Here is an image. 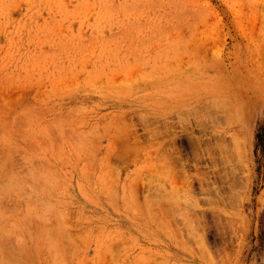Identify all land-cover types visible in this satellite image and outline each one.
Returning <instances> with one entry per match:
<instances>
[{
  "label": "rangeland",
  "instance_id": "374dc122",
  "mask_svg": "<svg viewBox=\"0 0 264 264\" xmlns=\"http://www.w3.org/2000/svg\"><path fill=\"white\" fill-rule=\"evenodd\" d=\"M263 143L264 0H0V264H264Z\"/></svg>",
  "mask_w": 264,
  "mask_h": 264
},
{
  "label": "bare ground",
  "instance_id": "6f19581e",
  "mask_svg": "<svg viewBox=\"0 0 264 264\" xmlns=\"http://www.w3.org/2000/svg\"><path fill=\"white\" fill-rule=\"evenodd\" d=\"M217 102V101H216ZM219 102V101H218ZM184 114V113H183ZM190 116V115H189ZM196 117V116H195ZM209 119V118H208ZM218 121V120H217ZM214 122V121H213ZM18 123H20V122H18ZM17 123V124H18ZM21 124V123H20ZM23 125V124H22ZM224 125H225V123H224ZM14 127V126H13ZM24 127V126H23ZM26 127V126H25ZM21 128V127H20ZM19 128V129H20ZM54 128V127H53ZM21 131V130H20ZM23 131H24V129H23ZM15 132V131H14ZM19 132V131H18ZM41 136V135H40ZM28 137V136H27ZM39 139V138H38ZM237 140V139H236ZM13 141H11V143H12ZM33 142V141H32ZM231 142V141H230ZM198 143V142H197ZM229 143V142H228ZM13 144H15V143H13ZM17 144V143H16ZM18 144H20L19 142H18ZM33 144V143H32ZM15 146V145H14ZM14 148V147H13ZM16 148H18V147H16ZM19 149V148H18ZM22 149V148H21ZM24 149V148H23ZM9 150V149H8ZM11 150V149H10ZM220 152V151H219ZM17 155H19V154H17ZM36 162V161H35ZM166 162V161H165ZM172 162V161H171ZM42 164V163H41ZM41 166V165H40ZM179 166V165H178ZM42 169H43V165H42V167H41ZM40 168V169H41ZM164 168V167H163ZM174 168V167H173ZM32 169V168H31ZM45 169V168H44ZM29 170V169H28ZM159 170V169H158ZM4 172V171H3ZM41 172V171H40ZM43 172V171H42ZM47 172V171H46ZM26 173V172H25ZM27 173H29V172H27ZM157 174V173H156ZM35 178V177H34ZM226 178V177H225ZM28 179V178H27ZM32 179V178H31ZM35 181V180H34ZM155 181V180H154ZM160 182V181H159ZM228 184V183H227ZM29 185V184H28ZM153 185V184H152ZM157 185H159V184H157ZM232 186V185H231ZM239 191V190H238ZM44 193V192H43ZM156 195V194H155ZM161 196V195H160ZM181 198V197H180ZM35 200H36V198H34ZM19 201V200H18ZM37 203V202H36ZM31 204V203H30ZM35 204V203H34ZM155 204V203H154ZM228 204V203H227ZM27 205V204H26ZM38 205H40V204H38ZM42 205H44L43 203H42ZM48 205V204H47ZM182 206V205H181ZM152 207V206H151ZM29 208V207H28ZM42 210V209H41ZM157 211V210H156ZM51 214V213H50ZM37 215V214H36ZM40 215V214H39ZM38 215V216H39ZM183 215V214H182ZM41 216H43V215H41ZM57 216H59V215H57ZM186 216V215H185ZM47 218H48V216H47ZM156 218V217H155ZM154 218V219H155ZM40 219V218H39ZM54 219V218H53ZM171 219V218H170ZM177 219V218H176ZM190 220H191V218H190ZM42 221V220H41ZM47 221V220H46ZM55 221V220H54ZM165 222H167V221H165ZM47 223V222H46ZM51 223V222H50ZM38 224V223H37ZM46 225V224H45ZM44 225V226H45ZM179 225V224H178ZM180 225H181V223H180ZM9 226V225H8ZM11 226V225H10ZM55 226V225H54ZM186 226V225H185ZM189 226V225H188ZM195 226V225H194ZM157 227H158V225H157ZM161 227V226H160ZM10 228V227H9ZM49 228V227H48ZM53 228V227H52ZM187 227H185V229H186ZM199 230V229H198ZM52 231V230H51ZM53 232H54V230H53ZM45 233V232H44ZM48 233V232H47ZM178 233V232H177ZM47 235V234H46ZM51 235V234H50ZM63 235V234H62ZM51 236H53V235H51ZM59 237H61L60 235H59ZM8 238H9V236H8ZM60 239V238H59ZM47 242V241H46ZM49 243V245H50V242H48ZM58 244V243H57ZM50 250V249H49ZM7 263V262H6Z\"/></svg>",
  "mask_w": 264,
  "mask_h": 264
},
{
  "label": "trees",
  "instance_id": "16d2710c",
  "mask_svg": "<svg viewBox=\"0 0 264 264\" xmlns=\"http://www.w3.org/2000/svg\"><path fill=\"white\" fill-rule=\"evenodd\" d=\"M259 140H260V137H259ZM263 141V139H261V142ZM264 144V143H263Z\"/></svg>",
  "mask_w": 264,
  "mask_h": 264
}]
</instances>
